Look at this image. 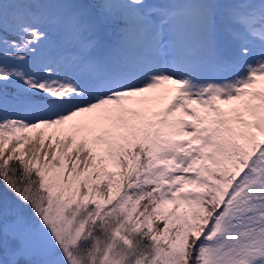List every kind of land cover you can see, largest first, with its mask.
<instances>
[{
    "label": "snow or ice",
    "instance_id": "obj_1",
    "mask_svg": "<svg viewBox=\"0 0 264 264\" xmlns=\"http://www.w3.org/2000/svg\"><path fill=\"white\" fill-rule=\"evenodd\" d=\"M0 264H264V0H0Z\"/></svg>",
    "mask_w": 264,
    "mask_h": 264
}]
</instances>
